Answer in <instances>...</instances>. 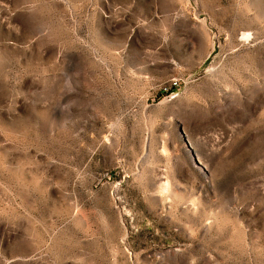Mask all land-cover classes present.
<instances>
[{"label":"rangeland","instance_id":"rangeland-1","mask_svg":"<svg viewBox=\"0 0 264 264\" xmlns=\"http://www.w3.org/2000/svg\"><path fill=\"white\" fill-rule=\"evenodd\" d=\"M0 264H264V0H0Z\"/></svg>","mask_w":264,"mask_h":264},{"label":"water","instance_id":"water-1","mask_svg":"<svg viewBox=\"0 0 264 264\" xmlns=\"http://www.w3.org/2000/svg\"><path fill=\"white\" fill-rule=\"evenodd\" d=\"M180 132L182 133V135L184 137V133H183L182 129H180ZM183 140H184V144H185L186 148L190 151L191 156L194 159L195 163L197 165H199V167L203 170L204 169L203 166L200 164V162L195 158L194 154L192 153V146L190 145V143L188 142V140L185 137L183 138Z\"/></svg>","mask_w":264,"mask_h":264}]
</instances>
